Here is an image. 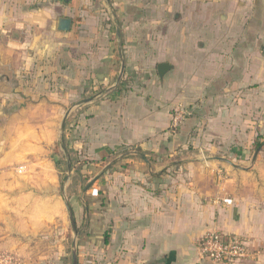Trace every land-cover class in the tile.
Instances as JSON below:
<instances>
[{"label":"crops","instance_id":"0c3cea01","mask_svg":"<svg viewBox=\"0 0 264 264\" xmlns=\"http://www.w3.org/2000/svg\"><path fill=\"white\" fill-rule=\"evenodd\" d=\"M64 1L0 0V64L71 73L77 92L85 83L104 91L81 111L79 134L96 160L128 149L116 155L128 168L96 180L113 239L143 264H210L198 242L213 229L264 253V0H111L113 15L92 11L98 0ZM106 14L122 22L116 38ZM61 16L70 31L56 29ZM8 48H19L11 61ZM163 62L172 67L161 77ZM177 104L189 114L174 131ZM259 136L250 169L216 158L246 160Z\"/></svg>","mask_w":264,"mask_h":264},{"label":"rangeland","instance_id":"374dc122","mask_svg":"<svg viewBox=\"0 0 264 264\" xmlns=\"http://www.w3.org/2000/svg\"><path fill=\"white\" fill-rule=\"evenodd\" d=\"M104 1L98 0V7L90 8L114 12L113 5ZM106 15L103 23L110 24L111 36L116 38L122 22ZM121 41L123 45L126 39ZM18 51L7 49L10 61ZM117 67L120 74V62ZM18 70L20 75H16ZM132 70L139 77L134 86L142 85L143 64L134 62ZM70 78L71 73L59 70L50 78L24 65L0 64V264H73L74 242L78 264H143V256L135 254L136 250L113 239L114 220L106 214L107 193L96 183L108 168L130 166L116 156L128 149L101 160L87 153L79 125L80 113L91 101L79 103L104 91L85 83L84 92H77ZM255 150L246 160H231L237 168L250 169ZM222 165L235 168L225 161ZM222 174H226L224 169ZM66 202L73 208L78 234L73 231ZM258 261L264 264V253L254 250L237 264Z\"/></svg>","mask_w":264,"mask_h":264},{"label":"built area","instance_id":"2783aa9c","mask_svg":"<svg viewBox=\"0 0 264 264\" xmlns=\"http://www.w3.org/2000/svg\"><path fill=\"white\" fill-rule=\"evenodd\" d=\"M188 114L187 107L182 104L175 105L172 109V130L179 129ZM198 251L200 257L210 264L241 263L253 254L244 237L217 229L209 230L201 237Z\"/></svg>","mask_w":264,"mask_h":264},{"label":"water","instance_id":"95a60500","mask_svg":"<svg viewBox=\"0 0 264 264\" xmlns=\"http://www.w3.org/2000/svg\"><path fill=\"white\" fill-rule=\"evenodd\" d=\"M108 3H109V0H106ZM72 19L70 17H66V16H61L58 18L57 20V24H56V29L58 31H62V32H67V31H70L71 28H72ZM118 34H119V29H118ZM171 65L167 62H163V63H159L158 64V73L161 77H163L165 75V73L171 69ZM125 71V61L123 59V57L121 56V70H120V74L118 76V82L121 80V77L123 75ZM117 82V83H118ZM93 100V97L91 98H87L85 100H82L80 104L82 103H87V102H90ZM71 112V109H69L63 119H62V122H61V129L64 130L65 128V125H66V122H67V118L69 116ZM64 149L66 150V148L64 147ZM260 151V149L256 150L255 154H254V157H253V162L255 161V158L257 156V153ZM218 160H221V161H225L235 167H239L237 164H235L231 159H228V158H225V157H216ZM69 171H71V167L69 166ZM66 207L70 213V220H71V224H72V228H73V231L78 234V231H77V222H76V219H75V216H74V211H73V208L72 206L66 202ZM73 264H78V254H77V248H76V243L74 242V250H73Z\"/></svg>","mask_w":264,"mask_h":264},{"label":"trees","instance_id":"16d2710c","mask_svg":"<svg viewBox=\"0 0 264 264\" xmlns=\"http://www.w3.org/2000/svg\"><path fill=\"white\" fill-rule=\"evenodd\" d=\"M109 3L112 5V1H111V0H109ZM121 84H122V83L120 82V84L115 88L114 91L121 89V87H122ZM260 138H261L260 136L257 137V139H256L255 142H254V148H255V149H261L262 146H263V141H261ZM106 241H108V233H106Z\"/></svg>","mask_w":264,"mask_h":264}]
</instances>
